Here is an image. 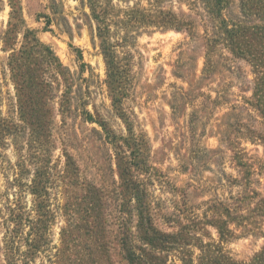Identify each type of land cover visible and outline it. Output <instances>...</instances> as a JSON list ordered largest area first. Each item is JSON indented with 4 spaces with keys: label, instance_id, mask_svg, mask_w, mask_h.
<instances>
[{
    "label": "rangeland",
    "instance_id": "obj_1",
    "mask_svg": "<svg viewBox=\"0 0 264 264\" xmlns=\"http://www.w3.org/2000/svg\"><path fill=\"white\" fill-rule=\"evenodd\" d=\"M232 2L228 17L244 19L241 0ZM159 11L191 20L193 30L151 24ZM215 31L201 0H0V264H124L117 249L102 253L88 231L89 184L106 191L115 214L119 177L115 149L84 109L129 136L124 111L136 134L147 136L156 222L189 238L167 264H184L183 256L212 264L219 252L248 263L262 251L264 118L252 104L256 74L222 44L207 63ZM38 40L65 76L40 65L37 50L24 63L26 47ZM30 71L48 84L21 96L16 82ZM67 93L70 115L62 106ZM27 101L41 110L42 130L24 117ZM237 207L235 220L227 218L225 210ZM219 220H229L223 241ZM63 230L75 241L65 245Z\"/></svg>",
    "mask_w": 264,
    "mask_h": 264
},
{
    "label": "trees",
    "instance_id": "obj_2",
    "mask_svg": "<svg viewBox=\"0 0 264 264\" xmlns=\"http://www.w3.org/2000/svg\"><path fill=\"white\" fill-rule=\"evenodd\" d=\"M201 1L208 15L214 20L216 30L214 35L210 37L209 44H207V46L209 45V50L206 51L205 56L207 63L211 60L210 53L214 52L218 44L224 45L234 55L248 59L256 74L252 104L261 112L264 118V24L249 25L252 18L264 21V0H241V8L243 9L245 18L235 21L230 19L227 14L230 5L233 3L232 0ZM158 14L151 24L160 27L176 28L189 33L193 30V22L183 16L177 18L173 13L160 11ZM151 17L153 18L154 16ZM28 34H31V31ZM29 46L26 47L28 49L27 54L26 51L25 54L28 56L24 60V63L28 61L31 53L37 50L43 57V60L39 62L40 65L44 62L50 66V69L57 71L63 76L66 75L65 69L60 65L59 61L56 64L57 57H55L53 51L48 46L43 45L39 40L34 45ZM108 65L109 68H112L113 63L108 62ZM23 66L26 65L24 64ZM113 73L114 71H111L109 74ZM109 77L111 76L109 75ZM16 84L22 96V94L26 95V89L31 90V93L35 90L36 94L39 95L40 92L44 91L43 88L48 83H44L40 73L30 71L27 76L26 74L25 76L20 75L19 81ZM110 84L113 85L112 80ZM112 92L114 93V90ZM71 100L70 93L63 95V113L68 115L73 112ZM112 100L115 109L119 107V110H122V108L120 109V106H122L121 101L114 96ZM29 104L30 102L27 101L24 107L25 110L23 109L24 117L29 120L32 118V122L36 123L37 128L42 130L45 127L43 114L38 107L35 112L33 105L31 108H26ZM37 105H39L38 101ZM120 115L125 121L129 136L118 135L99 117L97 112L92 113L85 109L82 111V116H84L85 120L97 124L101 128L106 142L111 144L115 149V164L117 165V175L119 177L117 188L118 210L116 208L115 214L109 211L110 197L106 191L97 185L89 184L91 197L87 213L90 217L94 218V221L93 225L88 228V231L95 238V245L102 253L109 255L112 250L117 249L120 259L124 264H167L169 254L172 251L183 252L189 238L188 235H183L182 229L168 232L161 229L157 224L146 186L152 173V167L149 165L147 156V136L142 132L136 134L134 123L128 117H125L126 113L124 111L120 112ZM70 164V158L67 155V165ZM237 209L239 208L226 209V217L235 220L232 218L238 216L239 212ZM115 215L116 221H114ZM192 218L195 221L198 220L195 216H192ZM135 219L136 224L133 222ZM211 221H215V219L210 218ZM228 222L229 220H219L216 222L217 228L219 226L218 235L221 241L228 234L225 228ZM113 226L114 231L112 229ZM63 238L65 245L66 243L70 244L75 241V236L73 234L68 235L66 230H63ZM206 247H214V244H208ZM76 256H78V259H84V256H80L79 253ZM220 256L222 255L219 252L215 258H211V263L264 264V248L248 263L238 262L227 256ZM181 260L184 264H191L187 256H183Z\"/></svg>",
    "mask_w": 264,
    "mask_h": 264
}]
</instances>
